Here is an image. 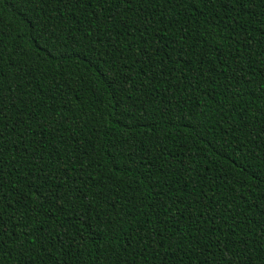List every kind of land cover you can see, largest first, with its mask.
Returning <instances> with one entry per match:
<instances>
[{
    "label": "trees",
    "instance_id": "1",
    "mask_svg": "<svg viewBox=\"0 0 264 264\" xmlns=\"http://www.w3.org/2000/svg\"><path fill=\"white\" fill-rule=\"evenodd\" d=\"M0 264H264V0H0Z\"/></svg>",
    "mask_w": 264,
    "mask_h": 264
}]
</instances>
